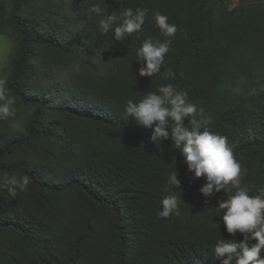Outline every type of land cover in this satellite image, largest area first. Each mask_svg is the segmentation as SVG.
Returning <instances> with one entry per match:
<instances>
[{
    "label": "trees",
    "instance_id": "obj_1",
    "mask_svg": "<svg viewBox=\"0 0 264 264\" xmlns=\"http://www.w3.org/2000/svg\"><path fill=\"white\" fill-rule=\"evenodd\" d=\"M96 4L117 16L145 10L142 30L115 41L90 13ZM157 12L174 36L156 27ZM149 37L171 43L160 73L140 77L135 50ZM0 82V106L12 101L0 113V264H221L213 249L233 237L217 207L235 188L205 198L181 151L124 108L167 84L187 92L211 117L207 130L227 137L241 186L258 194L262 0H0ZM25 176L24 190L10 183ZM168 195L178 209L162 218Z\"/></svg>",
    "mask_w": 264,
    "mask_h": 264
},
{
    "label": "clouds",
    "instance_id": "obj_2",
    "mask_svg": "<svg viewBox=\"0 0 264 264\" xmlns=\"http://www.w3.org/2000/svg\"><path fill=\"white\" fill-rule=\"evenodd\" d=\"M89 11L102 16L99 21L100 31L104 34L112 31L117 42L133 33H139L146 17L145 10L136 9L133 12L131 8L119 16L115 13L105 14L98 4L93 5ZM153 19L163 36L170 38L177 32L176 25L169 24L167 16L157 12ZM170 43V39L154 42L149 37L135 50V60L140 64V77H153L160 73ZM174 76L171 69L162 74L163 79ZM0 100H6L2 87ZM11 103V100H7L0 106V113L9 115ZM124 114L136 126L151 129L153 141L171 140L174 148L181 151L188 171L193 173L194 178H204L205 183L199 191L205 198L224 191L229 185L235 188L234 194L219 201L217 207L223 211L221 221L225 231L233 238L220 239L213 249V258L220 260L221 264H233L234 259L235 264H264V188H260L258 194L251 195L249 187L241 186V165L235 159L227 137L207 130L211 117L205 115L204 109H198L190 103L187 92L177 91L172 84H167L159 87L156 92H148L139 102L129 100ZM10 183L19 184L21 190H24L28 177L25 176L20 182L13 179ZM169 183L179 186L175 172L170 176ZM177 209V197L165 196L161 200L159 216L167 218ZM238 233L243 237L239 242L234 239Z\"/></svg>",
    "mask_w": 264,
    "mask_h": 264
},
{
    "label": "rangeland",
    "instance_id": "obj_3",
    "mask_svg": "<svg viewBox=\"0 0 264 264\" xmlns=\"http://www.w3.org/2000/svg\"><path fill=\"white\" fill-rule=\"evenodd\" d=\"M264 2V0H262ZM4 57V56H3Z\"/></svg>",
    "mask_w": 264,
    "mask_h": 264
}]
</instances>
